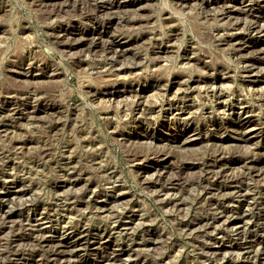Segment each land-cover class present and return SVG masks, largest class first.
Returning a JSON list of instances; mask_svg holds the SVG:
<instances>
[{
  "label": "rangeland",
  "instance_id": "1",
  "mask_svg": "<svg viewBox=\"0 0 264 264\" xmlns=\"http://www.w3.org/2000/svg\"><path fill=\"white\" fill-rule=\"evenodd\" d=\"M97 2L107 4L0 0V192H27L0 198V264L45 262L52 247L43 236L110 229L115 213L135 234L113 233L109 245L90 255L78 249L72 259L124 248L110 263L264 264V243L253 242L264 228L239 236L224 219L211 227L196 221L211 185L202 180L207 162L218 158L238 178L248 173L246 160L264 162V64L244 57L254 48L234 44L264 45L263 32L249 28L256 17L264 21V0ZM60 28L68 32L61 38ZM82 33L101 45L77 46ZM111 39L125 46L124 56L109 50ZM241 106L252 120L240 130ZM187 137L195 141L182 142ZM259 166L245 184L264 194ZM112 187L120 201L106 200ZM165 191L181 193L184 204L163 205ZM234 199L227 203L235 208Z\"/></svg>",
  "mask_w": 264,
  "mask_h": 264
},
{
  "label": "bare ground",
  "instance_id": "2",
  "mask_svg": "<svg viewBox=\"0 0 264 264\" xmlns=\"http://www.w3.org/2000/svg\"><path fill=\"white\" fill-rule=\"evenodd\" d=\"M82 1H84V0H82ZM88 1H92V3L94 5H96V7L98 9L104 8L105 5L107 4L106 2H103V3H100V4H99V2L96 3L97 0H88ZM85 3H86V0H85ZM118 4L119 3L111 2V3H109V6H110L109 8L117 7ZM81 7H82V5H81ZM240 10H242V8ZM228 13H229V10H228ZM251 15H253V14H251ZM109 23H110V20H109L108 24ZM249 28L251 30H256L257 29L260 33L263 32V34H264V21H261L260 19H258L256 17L255 20L250 23ZM59 31H60V33L58 34V37L60 36V38L62 36H65V34L68 33V32L65 31V29H61ZM81 35L82 36L79 37V38H77L76 41H75V42L78 41L77 46L87 45V47L89 46L88 49H90V47H92V48L98 47V45L101 43V42L98 41V39H96L95 36H92V37L89 36L90 35L89 33H82ZM235 35L236 34H234V33H228L226 35V37L228 39H230V40L233 41V40L237 39V37ZM227 38H225V39H227ZM59 41H62V43H65V44H67L70 47L71 46H74V44H75V43H70V42L67 43L68 41L67 42H64L63 39L62 40H59ZM108 44H109L108 47L110 49L107 48V47L106 48L109 49V50H111V51H113L118 57L124 56L126 54V52H127V50L125 49V46L116 43V41L114 39H111ZM234 44H236L238 46L239 50H241V51L250 50L251 48H254V50L252 51V52H254L253 55H248L249 54L248 52H251V51H248L247 52L248 54L246 52L244 53V57L248 60V62L250 61L252 65L264 64V45H261V44L255 42V41L250 40V39H248V40L247 39L242 40V38H241V40H238V41L235 40ZM111 57H113V55ZM108 61H111V60L108 59ZM113 65H115V64H113ZM118 67L119 66H117V68ZM126 67H127V65L126 66H122L121 68L124 69ZM114 68H116V67H114ZM257 76L260 77L259 74H257ZM262 76L264 77V74H262ZM241 108H243V111L242 112H243V115H245V118L243 120H245V121H244V124L243 125L240 123L242 126L239 125V124H236V126L240 127V130H241L242 127H244V125L249 124L251 122V120H252V117L250 118V115H251L250 113L252 112V110L251 109H248V107H245V106H241ZM29 117H31V115H29ZM32 117H34V116H32ZM250 129H252V128H250ZM246 132H247V130L246 131H243V130L240 131L239 132V137H241V138H243L245 140L248 139L249 138L248 137L249 134H247ZM193 141H195L194 138L187 137L182 142H184V143H188L189 142L190 143V142H193ZM21 148H22V146H21ZM258 159H260V158H258ZM217 162H219L218 158L217 159H212L210 162H207L206 163L207 172L205 174V177L202 178V180L204 179L206 182L211 183V185L205 186V191H204V194L206 195L205 196L206 197L205 200L207 201V203H204V204H206V206L204 204L203 205L205 206L206 211H204L205 209L202 210V211H204L203 214L201 216H199L196 219V221H198V223H201L203 227H211V225L213 226V224H215L216 222H219V221L221 222V220L224 219V221L226 222L225 225H228V227H230V225H231L232 230L235 232L236 235H239V236L240 235H243V232L245 231V229L247 230V229L252 228V227L264 228V194H257L258 191L256 193L255 190L249 188V185L248 184L247 185L245 184L246 179H247V178L245 179V177L247 176V174H253V173L259 171L260 170V166L259 165L260 164H263L264 162L262 163V161L252 160V159L246 160L245 161V165H243V167L246 169L245 172L248 170V173H243V176H240L239 175L240 178H238V175H236V173H235L236 171H234V172L232 171L231 172L230 169L228 170V169H224V168L223 169L222 168H219V165H218ZM178 167L180 169L178 171L181 172L182 169H183V167L182 168H181V166H178ZM164 169L166 171L170 170L168 167H164ZM165 173H167V172H164L163 174L162 173H158V176L156 178H158L159 180L164 179ZM233 173H235V174H233ZM174 175L175 174H173L171 176H174ZM168 176H170V175H168ZM177 176H179V175H177ZM166 180L169 181L172 185L173 184L174 185H177L179 183L178 181H180V177H172V178H169L168 177V179H165L164 182ZM188 183H190V182H188ZM233 183H236V185H233ZM163 185H165V184H163ZM163 185H161V186L163 187ZM118 187H114V189H113V187L111 188L112 189L111 190V195L109 197H107L106 200H109V199L110 200H119V199H121V197H122L121 194H123V193L122 192H119L120 188H118ZM166 189H168V188H166ZM181 189H182V187H181ZM25 193H27L25 189H23V188L17 189V187H16L13 191H11V193L10 192L9 193L4 192L2 194L0 192V198L1 197H5V196L7 197L8 196V199H9L12 194L15 195L16 197H18V196H21V195H23ZM155 193H156V191H155ZM184 193H185V191H184ZM232 197H233V199H234V197L237 198V203H236L237 204V207H235V208L233 207V205L230 206L229 203H227V202L232 201ZM162 201H163V205H167V204L174 203V202H175V204L177 206L184 204L183 203L184 201L181 198V193L178 195L177 192L175 193L174 191H173V193H170V191L169 192H166L165 191V197L164 198L162 197ZM25 204H27V203H25ZM100 205H101L102 208H104L103 206H105L107 204L101 203ZM4 206H5L4 203L0 204V207H4ZM175 208H177V207H175ZM231 208H232V211L233 212H232V214H228V213H230L228 210L231 209ZM234 210H236V211L234 212ZM9 212L7 211V214ZM7 214L5 213V215H7ZM137 215H138V213H134L133 214L134 217H136ZM122 217H123L122 214H120V213L116 214L115 213V215L112 216V221H111V224L113 225V227L110 228V229H104V230H99L98 229L97 232H95V233H93V232L91 233L89 231L90 229L88 230L85 227H81V228H78V227L75 228L74 227L77 230H66L65 233H64L65 234L64 236H66V235L67 236L65 238H62V239H59V238L58 239H56V238L54 239V237H51V236L48 237L49 235L43 236L42 239H41V244L43 246H48V247L51 246L52 249L50 251H48V252L51 253L50 256H49V258L45 262L38 263V264H104V263L105 264H112L110 262L113 261V260H116L118 256L124 254V252L126 251V249L122 248L121 249L122 252L120 251L119 253H116L115 251L114 252L111 251L112 253H108V254H102L101 253L100 254L98 252V256L96 258H91V257L83 256V257H80L78 259H72L71 257H72V255L76 254L75 251L78 250V249L79 250H83V251L85 250L86 253L88 252L89 255H90L91 251H93V250L94 251H97L98 249L100 250L102 247H105V244L106 245L107 244L109 245V243L107 241V238L109 236H111V234H113V233H118V234H124V233H127L128 234V233H130L131 235H134L135 233H134L133 226H131L128 223L126 225H124V223H122ZM41 218H42V220H44L45 219V216L43 215ZM122 225H124V226H122ZM196 226H198V225H196ZM31 232H33V231H31ZM253 242L263 244L264 243V235H257V236H255V238L253 239ZM253 247H254V245H253ZM216 248H217V246H216ZM217 249L218 250H221V247H218ZM17 258L18 257H14L13 259L16 260ZM13 259H11V261H10L9 264H14ZM249 260H251V259L248 258L247 260H245V263L243 262L241 264H248Z\"/></svg>",
  "mask_w": 264,
  "mask_h": 264
}]
</instances>
